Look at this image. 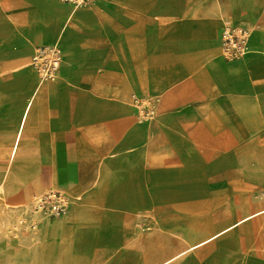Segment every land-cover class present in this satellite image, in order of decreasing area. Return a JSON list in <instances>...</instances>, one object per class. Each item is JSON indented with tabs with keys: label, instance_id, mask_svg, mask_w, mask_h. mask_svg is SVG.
<instances>
[{
	"label": "crops",
	"instance_id": "1",
	"mask_svg": "<svg viewBox=\"0 0 264 264\" xmlns=\"http://www.w3.org/2000/svg\"><path fill=\"white\" fill-rule=\"evenodd\" d=\"M227 25L250 31V50L233 61L221 52L220 33ZM39 43H72L79 50L68 70L69 87L56 93L63 97L62 111L54 98L49 106L46 83L35 88L28 74L18 80L25 89L8 90L11 77L5 70L11 63L23 65L25 58L40 82L30 67L36 49L45 46ZM134 94L139 96V107L155 112L140 173L138 110L129 98ZM31 96L34 110L24 126L21 158L38 157L39 143L60 144L70 161L79 151L85 156L81 182L87 191L95 188L97 168L104 165L119 175L121 169L112 166L124 160L131 166L126 194L137 209L155 202L156 175L163 184L165 177L172 178L170 190L165 185L159 189L166 192L163 202L181 206L183 199L170 202V192L196 189L204 179L215 181L211 171L199 165L179 180L186 184L179 182L178 170L185 168L182 158L242 162L248 147L264 155V0H91L81 9L60 0H0V112ZM158 126L164 129L162 135ZM209 127L215 132L207 133ZM234 128L243 134L237 136ZM223 143L229 146L226 150L219 148ZM2 154L6 156L8 148ZM42 169L44 174L25 186L31 199L39 196L34 189L39 185L43 193L57 191L51 188V165L43 164ZM138 176L147 181L146 204L137 199ZM218 180L230 185L224 196L234 194V181ZM105 191L109 195L103 200L92 197L96 191L91 190L82 206L102 208L111 201L116 208L124 191L116 185ZM114 213V223L118 217L121 227V211Z\"/></svg>",
	"mask_w": 264,
	"mask_h": 264
},
{
	"label": "rangeland",
	"instance_id": "2",
	"mask_svg": "<svg viewBox=\"0 0 264 264\" xmlns=\"http://www.w3.org/2000/svg\"><path fill=\"white\" fill-rule=\"evenodd\" d=\"M60 1L65 4H70L71 7L75 9L86 7L91 2V0ZM39 44L55 47L62 56L59 77L54 82L46 83V86L48 89L52 86H58L62 87V90H65L69 87L67 85L69 81V67L71 62L75 61L73 58L79 50L75 49L72 43ZM130 63L131 62H128L127 64L129 67L132 65ZM28 66V58H25L24 65L19 66V64L11 63L5 70V73H8L11 77L8 90L17 91L25 89V86L18 82L19 77L22 76V70L24 74H28L33 78L34 83H36L35 88L41 87L42 83L36 82L35 74L28 70ZM134 95L138 97V100H135L133 95L129 98L137 105L136 103H139V96L136 94ZM54 99L55 103H58V106L61 108L63 97H56ZM52 104L53 97H49V106ZM137 106L135 107V109L138 110L135 114L137 117L136 137L138 140L137 150L140 156L137 161V169L140 173L145 167L144 157L146 156L144 152L146 150L147 136L151 135L153 132L151 116L152 114L155 115V112L149 110L148 113L139 107V104ZM33 110L34 98L31 96L25 103L15 106L8 111L0 112V186L4 185L0 187V264H157L161 262L162 258L160 251L165 248L166 245L158 235V231L160 230L157 229V222L162 220L169 224L171 221H177L176 215H178L176 212L163 213L161 210H154L157 208L158 203H160V205L164 203L163 201L167 197L166 192L164 193L162 191L158 193L156 190L159 195L155 196V202L153 204H146L148 199L147 181L143 176H138L137 199H139V201H144L146 205L137 209L134 204V199L126 194L127 189L130 187L129 182H131L129 175L131 166L127 161L123 160L118 161L112 166L121 169V174L119 175L112 174L111 171L113 169L109 167L106 169L104 165L97 168L95 172V188L91 189L96 191L93 192L92 197L106 200L109 194L105 190L109 186L116 185L117 189H122L124 191V196L121 198L120 203H118L115 208L114 205L110 203L111 201H105V206L102 205L103 211L101 207L96 206L85 208V206H82L81 202L87 198L91 190L87 191L82 189L81 175L85 156L79 151L77 152L75 161H70V159L66 157L60 144L50 147L47 143H39L38 145L41 151L38 157L23 159L19 155L12 156L25 144V139L22 137V134L27 117L30 113L32 114ZM130 112L129 110L128 114H130ZM157 130L158 134L162 135L164 130L163 127L158 126ZM232 130L237 136L243 134L240 129L234 128ZM210 132L214 133L215 131L213 130ZM125 141L128 143L129 137H127ZM228 147L226 143L219 146V148L223 150H226L225 148ZM5 148H8V152L10 153L2 157V149ZM49 149H51V151ZM248 150L246 160L242 161L243 163L232 158H222V162L219 161V163H215L217 159L212 163H207L206 161L182 158L181 162L185 168L182 171L178 170V172L181 174L194 171L200 165V167L208 168V170L211 171V176H213L212 173L217 172L216 174L225 175V178H234V180L237 181L246 179L245 175H248L252 180H264V155L252 147H248ZM14 161L33 162L37 167L28 176L26 174L23 175L19 173L20 170L11 168L10 163ZM157 162L158 161H155L156 168ZM43 164H49L53 169L51 188L64 193L68 199L66 213L61 219L53 222H50L46 216H41L38 213L32 215V213H34L31 209L32 204L48 193H43V185L34 188L39 196H35L33 199L30 198L25 189V186L30 183L36 175L44 174L42 169ZM242 164L243 166H241ZM236 168H241V170L236 171ZM155 172H161V170L156 169ZM158 179L161 180V176H154V181H156V183H154V189L166 185V177L164 178V184L163 182H159ZM11 182L13 183L11 184ZM11 186L19 188L15 190L11 188ZM229 186L230 185L226 181H211L209 179H204L201 186H198L196 189L172 191L168 198L172 203L174 200L173 198H175L173 196L174 193L181 192L184 196L183 201L179 202L182 209L208 215L210 213L209 209L214 206L216 201L224 200L226 197L224 195ZM11 189L13 191H11ZM27 189L29 190V188ZM252 191L257 193L259 198H264L263 189ZM249 195H252V193H249ZM8 199H10V202H8ZM156 200H158V202ZM221 205L222 210L225 211L229 210L232 204L230 199H228V201H223ZM261 207H264L263 203ZM72 209H79L83 211L86 216H84L82 220L76 221L71 213ZM115 209L117 215L119 211H121L123 222L121 227H119L118 224V217L117 224L114 223V219H116L114 213ZM232 209L233 212L234 209L236 211L237 206H233ZM137 210H140V212H137ZM260 218L261 222L256 228V241L251 242L248 248L245 247V243H243L239 248L241 250L237 251L240 240L235 235H232L226 238V241L231 243L234 242V245H231V251H229V246H224L228 242L224 243L223 246H219L218 252L224 253L222 255V260L220 259L213 263L212 259H210L213 250L217 248L199 252L203 251V249L205 250V246L189 254L180 264H264V215ZM34 223H36L35 231L30 228V224ZM58 223L63 227L64 231H68L65 237L61 236L60 230L55 233H48L46 236L42 234L36 235L44 231L46 227H54ZM141 233H145L146 236H144L142 240H138L137 236ZM24 234L34 235L36 237L26 241L24 240L25 237H23L25 236ZM177 234H181L179 230L168 231L167 235L178 238ZM251 237L254 238L253 236ZM7 239H10V242ZM243 246L245 248H243Z\"/></svg>",
	"mask_w": 264,
	"mask_h": 264
},
{
	"label": "bare ground",
	"instance_id": "3",
	"mask_svg": "<svg viewBox=\"0 0 264 264\" xmlns=\"http://www.w3.org/2000/svg\"><path fill=\"white\" fill-rule=\"evenodd\" d=\"M46 47H51V46H46ZM247 49L248 51L250 50L249 43H247ZM58 53L60 55V67H59L56 77L51 82H54L57 80V78L59 77L60 69H61L62 56L59 51ZM21 75H24L23 70L21 71ZM48 90H49V97L56 98V97H59L58 95L56 96V93L58 91H62V87L52 86ZM133 96L135 100L138 98L135 95ZM213 130L214 129L212 127H209V129H207V133H210V131H213ZM16 152L12 156H17L19 154V151L17 153ZM2 159H5V158H2ZM221 160L222 159H217L215 163H219V161L222 162ZM18 161L11 162L10 166L13 169L20 170L19 173L23 175L26 174L28 176L37 167L33 162L29 163V161H23V162L22 161L18 162ZM191 172L193 171L177 174L176 179H178L179 181L181 180L182 177H185L187 173H191ZM216 173L215 172L212 173L213 175L212 179L214 180L225 179V180L234 181L233 183L235 184L234 194L230 196H226L223 200V201H226V200L228 201V199H230V202L232 205L229 210H225V211L222 210L221 203L223 201H220V200H218L217 203H215V205L212 206L211 209H209L210 213L208 215H206L205 213L191 212L190 210L182 209V206H177L176 203L172 204V206L170 207H168L165 204V202L162 205H160V203L157 204V208L154 209L155 211L161 210V212L163 213H168V212L178 213V215H176L177 221H171V223L169 224L168 222H164L162 220L157 222V229L160 230L158 231L160 233V234L158 233V235L160 236V239L164 241V244L166 245L165 248H163L160 251V255L162 259H161V262L157 264H180V262L184 260V258L187 257L189 254L195 251H198L205 246H206V249L205 250L203 249V251H199V252H205V251L213 250L214 248H217L215 249L216 251L213 250L212 256L210 257V259H212V262L214 263V261L223 259L222 255L224 253H219L218 249L220 245L223 246L224 243L228 242L226 241L227 237L235 235L240 240V244L238 245L237 251L241 250L239 248L242 246L243 243H245V247L248 248V245H250L251 242L256 241V237H257L256 228L261 222L260 217L264 215V207H259V205L262 206V203L264 204V198H259L258 194L253 192L252 190H255V191L261 190V189L264 190V180L263 179L252 180L251 178L248 177V175H245L246 179H243L242 181H237V180H234V178H225L226 177L225 175H221V174L219 175ZM167 178H166L165 187L167 190H170L171 184H172V178L171 179L168 178V180ZM13 182H11V184ZM179 182L186 184L185 179ZM245 182L251 183L252 185H247ZM11 188H14L16 190L19 187L11 186ZM159 189L162 190V187L157 189L158 193L162 192V191H159ZM11 191L13 190L11 189ZM158 193L155 192L156 195H159ZM249 193H252V195H249ZM62 194L64 195V193ZM173 196L175 197V199H178V200H181L184 198L181 192H176L174 193ZM65 198H66L65 213H66L67 206H68V199L66 196ZM156 201L158 202V200ZM235 205L237 206V209L236 211L234 209V212H233L232 207ZM71 213L73 217L75 218L74 220L76 221L82 220L83 217L86 216L83 213V211L79 209L78 210L72 209ZM33 214H36V213H32V215ZM58 230L61 231V236L65 237L68 234V231L66 230L64 231L63 227L60 226L58 223L54 227H46L44 231L39 232L36 235L42 234L46 236L48 235V233L50 234L55 233ZM173 230L180 231L181 234H177L178 238L167 235L168 231L171 232ZM24 235L25 236L23 237H25L24 240L26 241L36 237L34 235H28V234H24ZM144 236H146V234L141 233L140 235L137 236L138 240H142ZM251 236H253L254 238H252ZM7 240L10 242V239H7ZM231 245H234V242L233 243L228 242L224 246L226 247L229 246L230 248L229 251H231L232 250ZM245 247L243 246V248Z\"/></svg>",
	"mask_w": 264,
	"mask_h": 264
},
{
	"label": "built area",
	"instance_id": "4",
	"mask_svg": "<svg viewBox=\"0 0 264 264\" xmlns=\"http://www.w3.org/2000/svg\"><path fill=\"white\" fill-rule=\"evenodd\" d=\"M70 1V0H66ZM250 31L244 27L227 25L220 33L221 52L224 59L233 61L248 53L247 42ZM31 69L41 83L54 80L60 67V55L53 47H39L30 62ZM32 212L49 219H59L66 210V198L59 191H50L31 206ZM36 230V223L30 224Z\"/></svg>",
	"mask_w": 264,
	"mask_h": 264
}]
</instances>
